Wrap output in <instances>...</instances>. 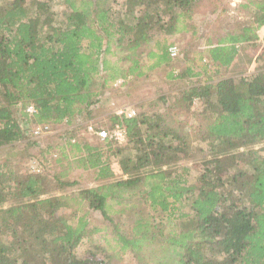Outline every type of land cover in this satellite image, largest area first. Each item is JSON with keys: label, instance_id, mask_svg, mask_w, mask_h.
Instances as JSON below:
<instances>
[{"label": "trees", "instance_id": "trees-1", "mask_svg": "<svg viewBox=\"0 0 264 264\" xmlns=\"http://www.w3.org/2000/svg\"><path fill=\"white\" fill-rule=\"evenodd\" d=\"M246 1L264 18V0ZM224 9L0 0V151L39 146L35 125L73 126L40 147L37 166L0 162V264H264V38L249 73L253 46L237 42L257 39L255 20L199 49ZM119 88L136 114L96 127L120 125L126 141L86 140L83 122ZM193 157L197 168L179 164Z\"/></svg>", "mask_w": 264, "mask_h": 264}, {"label": "rangeland", "instance_id": "rangeland-1", "mask_svg": "<svg viewBox=\"0 0 264 264\" xmlns=\"http://www.w3.org/2000/svg\"><path fill=\"white\" fill-rule=\"evenodd\" d=\"M219 1L222 3V5L225 9L221 12L219 18L217 19V21L215 23H212L209 26H207V29L205 30V32L203 33V35L199 39V42H198V48L199 49L208 50L209 45H206L207 35H212V38L217 37V36H224V35H226V33L230 32L232 29H234L236 31L239 28H242V26L245 23L249 22V20L251 18V17L247 16V14H244L243 15L244 17H242V19H240L239 18L240 17L239 12L236 11L234 9V7H232L230 5L229 0H219ZM242 1L247 2L246 0H242ZM56 9L60 10L61 7L56 6ZM120 15H121L120 14V8L119 7L115 8L114 9L115 19L116 20L120 19ZM205 15H206L205 11H202L201 19H205L206 18ZM183 38L180 37L179 39H177V45L182 49L186 48V40ZM250 64H251V58L247 61L244 69L245 70L248 69V71L251 70L253 64L252 65H250ZM245 70H244V72L248 73V71L246 72ZM179 87H182V86H179ZM116 90H117L116 94L113 95L112 98H110L111 99V102L109 101L110 104L108 103L109 105H107L105 108L99 109L102 111L101 113H98V115L94 119L83 122V127L81 129H79V133L81 135H83V137L86 140L93 142V141H96V139L98 138L96 136H92L91 134H89V132H88V125L89 124H93L96 127L97 125H100L103 122L107 121L106 118L110 115L111 112H115L116 108L127 107L130 105H133L129 102L131 99L130 95L125 93L122 89L120 90V88L116 89ZM147 91H150V90L149 89H143L142 90V92H144V93ZM187 117H188L187 118L188 119V121H187L188 125L192 124L193 118H191L188 115H187ZM72 127L73 126H71V125L60 124V125H57L56 127H53L52 132L50 134L45 135V136H41L39 138H35L32 135V128H33L32 127V128H30L31 139L38 140L40 145L39 146H33L28 151L23 152L19 155L12 154L10 156H6V155H4L3 151H0V162H2L4 158H8V157H12V158L17 159V160L20 158L27 157L31 160L32 165L37 166V164H39L40 147L41 148L44 147L49 142L51 137L56 138V136H54V135L63 133L64 131H68ZM57 140H53L52 142H55ZM202 159H203L202 157H195V158L193 157V158H190L188 160H183V161L179 162V164L191 165L193 168H197V163ZM98 183L99 182L95 181V180H86L78 186L81 188L90 187V186H94ZM71 190H72V188L62 190V191H56L54 193H51L50 195H52V194H63V193H67ZM5 205H7V204H5ZM122 264H137V263L133 260V258L131 256H127L126 261L122 262Z\"/></svg>", "mask_w": 264, "mask_h": 264}, {"label": "built area", "instance_id": "built-area-1", "mask_svg": "<svg viewBox=\"0 0 264 264\" xmlns=\"http://www.w3.org/2000/svg\"><path fill=\"white\" fill-rule=\"evenodd\" d=\"M180 47L177 44L172 45L169 48L172 57L178 58L180 56ZM121 80L118 81L120 83ZM35 111L33 106L27 108V112L33 113ZM115 113L118 115H125L126 117H132L136 114L135 109L132 106L118 107L115 109ZM52 132V127L49 125H35L32 128V135L35 138L48 135ZM88 132L92 136H96L100 139H113L118 143H124L126 141V130L120 125H116L111 131L104 128H97L93 124L88 125Z\"/></svg>", "mask_w": 264, "mask_h": 264}, {"label": "bare ground", "instance_id": "bare-ground-1", "mask_svg": "<svg viewBox=\"0 0 264 264\" xmlns=\"http://www.w3.org/2000/svg\"><path fill=\"white\" fill-rule=\"evenodd\" d=\"M230 5L232 7H234V9L236 11L239 12L240 15V19H242V17H244V14H247V16L251 17L249 22L251 24V21H257L259 22L257 29H259V34L257 36V39H249V40H245L244 42H237L238 45H251L253 46V52L254 54H256L259 50L260 47V43H262V39L264 38V18H259L257 16V14L255 13V10L246 2H243L242 0H229ZM255 23V25H256ZM260 24H262V27L260 26ZM235 32L234 29H232L228 35H233ZM228 35H224V36H217L212 38V35H207L206 37V45L211 46L213 44V42L215 43H219L221 44L222 42H225L227 40V36Z\"/></svg>", "mask_w": 264, "mask_h": 264}, {"label": "crops", "instance_id": "crops-1", "mask_svg": "<svg viewBox=\"0 0 264 264\" xmlns=\"http://www.w3.org/2000/svg\"><path fill=\"white\" fill-rule=\"evenodd\" d=\"M229 33V32H228ZM228 33H226V35H228ZM218 43H214L213 42V44L212 45H217ZM258 56V53H256V54H254L252 57H251V64L250 65H252V64H254V61H255V59H256V57ZM253 67V66H252ZM252 70V69H251ZM251 70H249L248 71V69H246L245 71L247 72L248 71V73L249 72H251Z\"/></svg>", "mask_w": 264, "mask_h": 264}]
</instances>
